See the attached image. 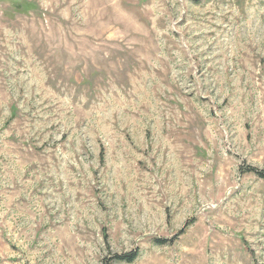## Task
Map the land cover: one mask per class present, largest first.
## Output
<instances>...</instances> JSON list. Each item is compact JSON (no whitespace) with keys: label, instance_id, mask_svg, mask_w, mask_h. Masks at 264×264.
I'll return each mask as SVG.
<instances>
[{"label":"rangeland","instance_id":"rangeland-1","mask_svg":"<svg viewBox=\"0 0 264 264\" xmlns=\"http://www.w3.org/2000/svg\"><path fill=\"white\" fill-rule=\"evenodd\" d=\"M0 264H264V0H0Z\"/></svg>","mask_w":264,"mask_h":264},{"label":"trees","instance_id":"trees-1","mask_svg":"<svg viewBox=\"0 0 264 264\" xmlns=\"http://www.w3.org/2000/svg\"><path fill=\"white\" fill-rule=\"evenodd\" d=\"M121 259L128 261V262L134 261V258L131 255H126V256L122 257Z\"/></svg>","mask_w":264,"mask_h":264}]
</instances>
